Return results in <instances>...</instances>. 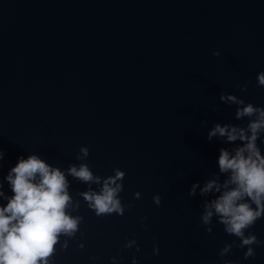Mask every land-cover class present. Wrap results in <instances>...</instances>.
<instances>
[{
  "label": "water",
  "instance_id": "95a60500",
  "mask_svg": "<svg viewBox=\"0 0 264 264\" xmlns=\"http://www.w3.org/2000/svg\"><path fill=\"white\" fill-rule=\"evenodd\" d=\"M261 72L264 0H0L3 192L11 197L4 177L30 154L62 171L87 163L102 178L125 172L122 216H96L79 195L89 185L67 176L79 202L68 211L83 222L60 237L49 264H264V218L247 230L262 242L254 257L233 246L221 259L224 244L239 240L215 217L201 224L213 195H188L194 183L226 178L219 150L241 142L207 133L249 122L222 93L264 108ZM81 147L86 159H77Z\"/></svg>",
  "mask_w": 264,
  "mask_h": 264
},
{
  "label": "clouds",
  "instance_id": "9594fccd",
  "mask_svg": "<svg viewBox=\"0 0 264 264\" xmlns=\"http://www.w3.org/2000/svg\"><path fill=\"white\" fill-rule=\"evenodd\" d=\"M219 56L218 51L212 53ZM258 86L264 87V72L257 74ZM241 92L247 87H240ZM223 103L238 105L235 118H249L246 127L217 123L208 133L207 138H225L230 144L240 141L234 148H221L217 158L219 173L226 178L223 182L219 176H214L204 182L194 183L189 189V196H195L199 188L201 196H214L205 200L203 213L200 216L202 225L216 222L224 226V232L235 236L231 244L225 243L218 255L222 259L229 254L232 247L246 248L243 258L256 255L253 245L262 242L250 231L257 220L264 218V155L257 145V140L264 134V108L245 103L243 99L222 93ZM254 118V119H253ZM264 143V141H262ZM89 155L87 147L80 148L77 159H86ZM3 152L0 151V160ZM115 175L102 178L94 175L87 163L79 166L70 165L66 170L51 166L36 154H30L25 159L18 158L17 163L4 177L10 185L11 197L3 192L0 184V198L7 201L0 207V264H49L50 258L56 252L60 237L74 236L83 222L80 215L73 216V210L79 209V202L73 204L69 193L70 182L67 176L89 185L88 191L79 193L88 207L98 217L112 215L122 216L125 206L122 205L119 194L123 191L122 181L125 172L113 169ZM92 184L100 185L99 191L91 188ZM136 199L140 193H135ZM154 204L161 203V197L153 195ZM129 204L127 207H133ZM147 217H141L146 220ZM146 227V226H145ZM211 234L212 228L206 227ZM247 231V235H246ZM135 241H129L125 248H130ZM65 242L62 247H66ZM82 247V246H81ZM136 251H139L137 246ZM153 253L159 254L158 247H153ZM113 260L115 258H112ZM133 264H137L135 258ZM224 264H230L224 261Z\"/></svg>",
  "mask_w": 264,
  "mask_h": 264
}]
</instances>
